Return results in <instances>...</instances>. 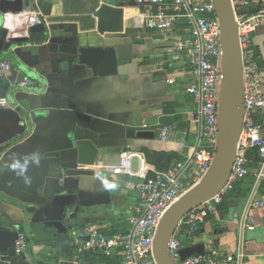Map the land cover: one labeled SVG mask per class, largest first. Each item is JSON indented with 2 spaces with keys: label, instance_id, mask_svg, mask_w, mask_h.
<instances>
[{
  "label": "crops",
  "instance_id": "obj_1",
  "mask_svg": "<svg viewBox=\"0 0 264 264\" xmlns=\"http://www.w3.org/2000/svg\"><path fill=\"white\" fill-rule=\"evenodd\" d=\"M15 1V10L0 12V59L12 66L0 81V96L9 102L0 106V258L13 257L17 264H119L116 256L80 253L69 231L85 225L110 234L128 229L126 217L138 190L125 183L141 178L109 175L104 183L99 169L116 164L123 149L163 170L195 144L197 126L186 117L194 107L185 92L191 82L187 67L182 59L169 58L166 48L172 40L164 33L134 24L140 9L134 0ZM103 2L123 9L120 32L97 31L95 14ZM35 10L44 21L30 32L27 15ZM9 38L23 40L5 47ZM61 44L109 45L115 50L116 73L94 74L78 55L60 51ZM253 47L264 60L263 26L253 33ZM259 71L264 89V68ZM24 79L30 85L18 84ZM261 124L264 132V118ZM164 125L172 130L162 140ZM141 131L152 136L140 137ZM79 140H90L96 148L93 164L78 161ZM78 164L85 168L77 170ZM132 166L137 170V158ZM80 190L106 194L107 202L87 198L80 204ZM246 196L247 191L241 199L229 197L228 209L200 226L184 254L211 253L219 261L221 253L234 252L239 232L231 213L243 208ZM252 215L255 227L243 233L241 264H264V207ZM57 222L64 232L51 238L47 223ZM19 232L25 233L27 247L18 255Z\"/></svg>",
  "mask_w": 264,
  "mask_h": 264
},
{
  "label": "built area",
  "instance_id": "obj_2",
  "mask_svg": "<svg viewBox=\"0 0 264 264\" xmlns=\"http://www.w3.org/2000/svg\"><path fill=\"white\" fill-rule=\"evenodd\" d=\"M140 8L132 18L140 28L164 33L172 40L166 53L173 61L183 60L191 82L185 92L192 96L194 107L186 111L188 120L197 126L195 144L167 169L150 168L142 155L129 149L119 153L116 164L100 165L103 181L109 175L139 177L137 184L126 182V188L135 187L138 199L126 217L128 229L119 233H105L92 225L69 231L70 243L80 253L96 252L104 257H119V264H157L153 254V242L158 224L165 211L185 192L197 183L209 170L218 144V102L222 73L221 26L214 0H134ZM238 34L240 55V80L242 90L241 127L236 153L227 181L219 191L189 210L177 223L168 241V252L175 264H241L245 255L242 236L254 229L252 211L264 207V132L257 114H264V89L260 71L253 61V33L264 27V0H230ZM253 10V11H251ZM255 10V11H254ZM39 10L27 15L30 27L42 24ZM9 60L0 59V81L11 71ZM169 83L174 79L170 78ZM20 86L30 85L28 79ZM6 95L0 96V106H8ZM172 127L162 126L159 137L167 139ZM258 156L253 161L250 150ZM137 158L138 168L132 160ZM76 165L77 170L84 169ZM150 172V174L148 173ZM248 175L252 182L243 208L231 213L238 226V242L235 251L221 253L217 261L211 253L182 255L181 251L195 242L200 226L207 220H218L220 205L228 193ZM27 247L24 232L17 234L14 251L22 254Z\"/></svg>",
  "mask_w": 264,
  "mask_h": 264
},
{
  "label": "water",
  "instance_id": "obj_3",
  "mask_svg": "<svg viewBox=\"0 0 264 264\" xmlns=\"http://www.w3.org/2000/svg\"><path fill=\"white\" fill-rule=\"evenodd\" d=\"M15 0H0V12L15 10ZM215 9L221 26L222 48V73L220 79V94L218 102V144L212 164L206 174L191 188L188 189L177 201H175L162 216L153 242V254L157 264H175L168 252V241L171 233L179 220L192 208L199 205L204 199L215 194L223 187L229 176L235 153L238 134L241 127V101L242 90L240 80V55L238 48L237 25L233 7L230 0H214ZM99 33H117L123 29V9L105 2L95 14ZM42 25H34L30 32H35ZM21 38H9V42L21 41ZM60 51L78 55L79 61L87 64L96 75H109L116 73L117 58L115 50L109 45L96 47H77L61 44ZM140 137H150V132L141 131ZM79 159L83 164H93L96 156V148L90 140H79ZM79 203H84L87 198L101 200L106 194H95L80 190L78 192ZM47 229L51 238L64 232L60 223H47ZM183 249L181 251L184 254ZM198 254V252H195ZM0 264H17L11 257L9 260L0 258Z\"/></svg>",
  "mask_w": 264,
  "mask_h": 264
},
{
  "label": "trees",
  "instance_id": "obj_4",
  "mask_svg": "<svg viewBox=\"0 0 264 264\" xmlns=\"http://www.w3.org/2000/svg\"><path fill=\"white\" fill-rule=\"evenodd\" d=\"M253 11V10H251ZM255 11V10H254ZM253 51H254V58L253 61L257 64L259 70L264 68V60H262L259 56V53L257 52V50L253 47ZM264 118V114H257L256 115V119L258 122L262 123V119ZM248 156L253 160L256 161L258 159L257 153L255 150H250ZM168 167V166H167ZM166 167V169H167ZM160 169H162L159 166ZM252 175H248L244 180H242L241 182H239L238 184H236L235 188L233 190H231L228 195L224 198L223 203L220 205V209L221 212L223 213L225 210L228 209V205H227V199L229 197H234L235 199H241L244 197L246 191L248 192L249 187L251 185L252 182ZM107 258V257H106Z\"/></svg>",
  "mask_w": 264,
  "mask_h": 264
}]
</instances>
